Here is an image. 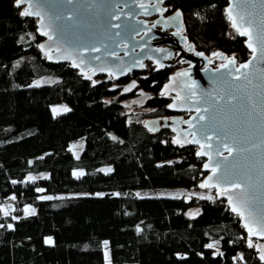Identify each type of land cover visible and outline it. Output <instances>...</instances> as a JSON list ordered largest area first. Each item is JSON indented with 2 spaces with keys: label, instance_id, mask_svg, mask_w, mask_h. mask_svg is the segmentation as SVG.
Wrapping results in <instances>:
<instances>
[{
  "label": "trees",
  "instance_id": "trees-1",
  "mask_svg": "<svg viewBox=\"0 0 264 264\" xmlns=\"http://www.w3.org/2000/svg\"><path fill=\"white\" fill-rule=\"evenodd\" d=\"M170 3L194 51L221 53L236 65L248 59L226 15L227 0ZM21 12L16 0H0V204L15 197L19 216L0 218V264H106L104 241L108 264H264L237 215L213 189L200 187L206 173L197 147L175 143L169 128L151 133L143 126L147 118L175 115L160 94L171 69L149 65L120 79L85 78L47 60L37 20ZM43 77L53 82L31 86ZM131 79L138 87L129 95L112 89ZM138 90L151 95L143 106H130L141 111L133 113L126 103ZM60 101L69 111L53 116L50 107ZM81 137L74 158L69 144ZM165 188L214 195H135ZM57 195L69 196L45 198ZM25 206L34 214L21 216ZM210 241L218 242V253Z\"/></svg>",
  "mask_w": 264,
  "mask_h": 264
},
{
  "label": "water",
  "instance_id": "water-1",
  "mask_svg": "<svg viewBox=\"0 0 264 264\" xmlns=\"http://www.w3.org/2000/svg\"><path fill=\"white\" fill-rule=\"evenodd\" d=\"M29 2L33 5L31 11L39 13L29 17L37 20V32L42 38L38 45L40 52L47 60L69 65L85 78L106 74L107 78L120 79L140 71L148 62L157 70L172 68L183 54L180 52L172 61L173 52L181 50L186 38L181 15L176 17L179 11L163 16L165 8L161 5L162 0H73L72 3L68 0H25L20 6L22 11L28 8ZM229 8H232L237 22L245 28L252 22L251 30L258 51L253 53L248 47V37L238 34L251 52L248 59L238 65H228L229 59L222 54L217 58L228 67L221 65L213 68L209 64L211 57L199 55L188 43L185 49L189 53L183 57L188 66L171 70L160 91V94L165 93L162 97L170 98L168 109L175 115L161 119L147 118L143 126L151 133L169 128L173 141H180L178 144L194 140L203 143V151L210 153L212 160L209 161L208 155H198L203 160L202 170L206 173L201 184L219 183V188H206L213 189L216 198L225 201L235 215L229 204V195L238 207L245 200H251L252 203L241 211L246 215L252 213L256 220L261 221L264 220V63L260 62V41L255 37L264 38V3L262 0H227L226 15ZM153 16L157 17L147 24L145 18ZM42 30L47 31L52 39L41 35ZM94 48L99 50L94 51ZM253 55L257 56L256 61H252ZM249 61L252 64L248 69L236 72V68ZM235 75H240L241 79H233ZM165 86H168L167 92ZM137 87V81L131 79L125 85L113 86L112 89L119 90L120 95H129ZM208 92L216 99L204 95ZM150 95L138 90L126 105L143 106ZM217 100L219 103H216ZM206 101L215 104V108L204 112V108L210 107ZM200 115L205 116V120H200ZM205 133L212 138L205 140ZM222 141L235 144L237 153L229 156L221 147L222 155L218 156L217 148ZM189 144L197 147V153L202 150L200 143ZM208 145L212 147L208 148ZM224 157H228L225 167L218 169L217 176L209 181L208 178L213 175L211 168ZM206 164L209 168H205ZM233 183H239L241 188L233 190ZM224 188L228 191L221 194L220 190ZM237 217L247 236L255 240L257 257L264 263L261 260L264 237L249 236L243 226L245 220Z\"/></svg>",
  "mask_w": 264,
  "mask_h": 264
},
{
  "label": "snow or ice",
  "instance_id": "snow-or-ice-1",
  "mask_svg": "<svg viewBox=\"0 0 264 264\" xmlns=\"http://www.w3.org/2000/svg\"><path fill=\"white\" fill-rule=\"evenodd\" d=\"M73 0H68V3H72ZM16 3H17V7H20L22 4L25 3V0H16ZM262 3H264V0H262ZM33 7L32 3L29 2L28 3V8L25 9L24 11L21 12V15L23 16H29V15H39L38 12L36 13H33L31 11V8ZM141 7H143V5H141ZM180 13L177 12L176 13V17L179 18L180 17ZM227 17H228V20L230 21L231 23V27L240 35V36H246L248 37V47L252 50L253 53H256L258 51L257 49V46L254 44V36H253V32H252V22L250 21L249 24H248V27L245 28L243 26V24H240L237 22L236 18L233 16L232 14V8H229L227 10ZM68 19H71V17H67ZM243 19V18H241ZM41 35H47L49 37V39H52L51 35H49V33L47 31H41ZM255 39L259 40L260 41V47H259V51H260V62L264 63V38H262L261 36H257L255 37ZM41 48H43V46H41ZM94 51H98L99 49H96L94 48L93 49ZM199 55H203L202 53H200ZM215 56H222L221 53H214ZM257 60V56L256 55H253L252 56V61H256ZM252 61H249L248 63H243L240 65V67L236 68V72L239 73L241 69H248L251 64H252ZM235 64V59L232 58V59H229L228 60V65H233ZM228 65H222L221 67H228ZM73 66H76L75 64ZM219 70V69H218ZM231 74V73H230ZM180 75H186V73H181ZM233 79L235 80H240L241 79V76L240 75H235L233 76ZM38 86V85H37ZM129 89H125V91H128ZM168 90V86H165V92H167ZM165 93L162 92L161 95H164ZM205 96L207 97H210L212 100H215L216 98L212 95V93L208 92V93H205L204 94ZM221 99H223V97H221ZM196 103H199V101H196ZM206 103H209L210 104V107H206L203 109L204 112H209L210 111V108H215V104H211L210 101H206ZM216 103H219V101L217 100ZM229 103H231V100H229ZM170 107H175V105H170ZM53 111H56L55 109ZM63 111H69V109L67 108H64ZM199 115V114H198ZM199 119L200 120H205V116H202L200 115L199 116ZM189 124H191V122L189 121L188 122ZM147 127V124L145 125ZM194 126V125H193ZM151 130V129H149ZM195 135V134H193ZM204 138L205 140H208V139H211L212 137L210 135H208L207 133L204 134ZM176 143H180L179 140L175 141ZM192 142H195V143H200V147H201V151L197 153V155L199 156H203V155H208L209 156V161L211 162L212 160V156L210 153H206L205 151H203L205 145L203 143H201L200 141H189V143H192ZM212 146L211 145H208V148H211ZM223 148L224 151H227L229 153V156H232L234 153H237L238 151V148L235 144L233 145H229V143L227 141H222L220 146H218L217 148V155H222V152L220 151V148ZM228 160V157H224L223 158V161H220V162H217L215 167H212L211 168V171H212V176L209 177V181H211L213 179V177H216L217 176V170L222 168V167H225L224 165V162ZM205 168H209V164H206L205 165ZM108 172L111 171V169H107ZM29 179H32L31 177H29ZM218 181H219V177L217 178ZM13 183H15V181H13ZM200 187L202 188H206V187H218L219 188V183L215 184V185H212V184H209V183H202L200 185ZM232 189L235 190L237 188H241V185L239 183H233L231 185ZM40 191H43L42 189ZM228 191L227 188H224V189H221L220 192L221 194H224ZM241 191H244L243 189H241ZM53 197L51 196H48L46 197V199H52ZM175 198V197H173ZM202 199L204 198H208V199H211V197H200ZM13 199H15V197H13ZM229 199V204L232 205V211L235 212L238 216H240L242 219L245 220V223H244V227L248 230L249 232V236H261V237H264V220H261V221H258L256 220V218L252 215V213H248L247 215L245 214L244 211H241V208H244L246 207V205L248 204H251L252 201L251 200H245L243 203L240 204V206L238 207L236 203H234L233 201V197L231 195H229L228 197ZM26 212L30 213V214H34V210H29V209H25ZM5 215H7L8 213L5 212L4 213ZM190 215H193V214H190ZM11 227V226H9ZM139 231V229H137ZM46 243H52L51 240H47ZM248 246L249 247H252L253 244H252V241L251 239H249L248 241ZM105 247L107 248V242H105ZM208 248H213L214 247V244H208L207 245ZM107 255V253H106ZM261 260H264V252H262L261 254Z\"/></svg>",
  "mask_w": 264,
  "mask_h": 264
},
{
  "label": "rangeland",
  "instance_id": "rangeland-1",
  "mask_svg": "<svg viewBox=\"0 0 264 264\" xmlns=\"http://www.w3.org/2000/svg\"><path fill=\"white\" fill-rule=\"evenodd\" d=\"M211 57L214 61H216L217 56L215 55H211L209 56ZM226 59H232L229 57H226ZM53 82L51 77H43V78H39L34 80L31 83V86H39L41 84H51ZM64 108L68 109V106L63 102H57L51 105L50 109H51V113L53 116H56L63 111ZM56 111H53V110ZM130 112L133 113H139L141 112L137 107H130L128 109ZM84 146V138H79L78 140L71 142L69 144V150L71 151L72 155L74 158H78L80 156V153L83 149ZM107 169H110L109 167H104L102 170L107 171ZM82 172L81 171H75L73 174L74 175H80ZM31 177V176H29ZM135 195L138 197H142V196H150V197H185L188 198L190 196H194L197 198L200 197H213V193L210 190H186V189H181V188H165V189H158V190H143V191H136ZM64 196H69V195H57L53 198H60V197H64ZM48 197V196H47ZM46 198V197H45ZM202 199V198H200ZM204 199H208V198H204ZM25 209H29V210H33L32 206H25L23 209V214L21 216H27L30 215V213L26 212ZM7 212L8 214L5 215L4 213ZM19 216H16V214L14 213V205H13V197L11 196L9 199H7L6 201H4L2 204H0V218L1 219H11V221L16 220ZM9 226H12L11 222H8L7 224H5L6 228H11ZM0 227H2V225L0 224ZM105 242H103V256H104V261L106 264L109 263V254H108V248L105 247ZM208 244H214V247L212 248L214 250V253H218L219 251V244L216 241H210ZM107 253V255H106Z\"/></svg>",
  "mask_w": 264,
  "mask_h": 264
},
{
  "label": "flooded vegetation",
  "instance_id": "flooded-vegetation-1",
  "mask_svg": "<svg viewBox=\"0 0 264 264\" xmlns=\"http://www.w3.org/2000/svg\"><path fill=\"white\" fill-rule=\"evenodd\" d=\"M161 5L165 8V11L163 12V16H167V15L173 13L174 11H176V10L173 9V7H172V5H171V3H170V0H162V4H161ZM156 17H157V16H153V17H150V18H145V20L147 21V24H151L152 21H153ZM187 44H188V42H187V40H186L185 44L181 47V50H180V51H174V52H173V58H172V61H174V58H175L176 56H178V55L180 54V52H182L183 54H182V56H181V58H180V61H179V62H176V63L174 64V66H173L172 68H170L171 70L188 66V63H187V62L184 60V58H183L184 55H186L187 53H189V51L185 49V46H186ZM193 51H194V50H193ZM214 60H215V59H214ZM214 60L211 58V60L209 61L210 66L213 67V68H215V67H219V66H221L222 63H223V62L220 61L218 58H216V61H214ZM149 65H152V64L148 62V63L145 64L144 67H147V66H149ZM169 67H171V66H169ZM155 69H156V67H155ZM163 69H166V67H164ZM168 69H169V68H168ZM156 70H157V69H156ZM161 70H162V69H161Z\"/></svg>",
  "mask_w": 264,
  "mask_h": 264
}]
</instances>
